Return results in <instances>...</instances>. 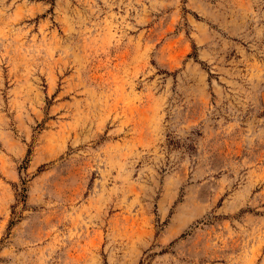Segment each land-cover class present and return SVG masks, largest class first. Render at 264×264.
I'll return each mask as SVG.
<instances>
[{
	"label": "rangeland",
	"instance_id": "obj_1",
	"mask_svg": "<svg viewBox=\"0 0 264 264\" xmlns=\"http://www.w3.org/2000/svg\"><path fill=\"white\" fill-rule=\"evenodd\" d=\"M0 264H264V0H0Z\"/></svg>",
	"mask_w": 264,
	"mask_h": 264
}]
</instances>
